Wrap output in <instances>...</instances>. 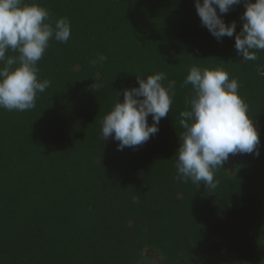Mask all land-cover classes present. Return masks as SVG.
Instances as JSON below:
<instances>
[{
    "label": "trees",
    "instance_id": "1",
    "mask_svg": "<svg viewBox=\"0 0 264 264\" xmlns=\"http://www.w3.org/2000/svg\"><path fill=\"white\" fill-rule=\"evenodd\" d=\"M36 2L71 35L38 61L50 86L35 107L0 108V264H264V51L239 57L235 34L213 37L194 0ZM243 11L241 0L222 14L236 33ZM192 66L239 82L260 137L258 156L215 170L214 189L175 178ZM156 72L176 82L171 109L147 142L119 151L101 121L136 75Z\"/></svg>",
    "mask_w": 264,
    "mask_h": 264
},
{
    "label": "clouds",
    "instance_id": "2",
    "mask_svg": "<svg viewBox=\"0 0 264 264\" xmlns=\"http://www.w3.org/2000/svg\"><path fill=\"white\" fill-rule=\"evenodd\" d=\"M240 3L241 0H194L201 24L213 37L219 41L235 34L234 47L239 57L256 61L257 50L264 51V0H244L242 28L236 33V22L226 23L222 14ZM70 35L69 19L59 18L53 23L48 9L36 0H0V108L26 111L35 107L37 93L50 86L49 80L38 79L37 63L51 39L66 43ZM9 52L18 54L8 55ZM106 59L99 55L91 63ZM136 76L138 86L125 88L123 100L118 99L101 121L103 139L116 140L119 151L138 147L154 136L175 96L176 82L164 72ZM183 84H190L192 93L185 98L186 108L180 112L179 124L184 131L175 153V178L214 189L218 185L215 170L230 154H260L259 133L248 115L247 103L239 95V82L230 79L225 69L192 66ZM102 87L97 83L95 91L100 92Z\"/></svg>",
    "mask_w": 264,
    "mask_h": 264
},
{
    "label": "rangeland",
    "instance_id": "3",
    "mask_svg": "<svg viewBox=\"0 0 264 264\" xmlns=\"http://www.w3.org/2000/svg\"><path fill=\"white\" fill-rule=\"evenodd\" d=\"M152 256H153L154 258H157V259L159 258L157 254H154V255H152ZM154 258H152V259H154ZM155 260H156V259H155Z\"/></svg>",
    "mask_w": 264,
    "mask_h": 264
},
{
    "label": "water",
    "instance_id": "4",
    "mask_svg": "<svg viewBox=\"0 0 264 264\" xmlns=\"http://www.w3.org/2000/svg\"><path fill=\"white\" fill-rule=\"evenodd\" d=\"M261 72L264 73V68L261 69Z\"/></svg>",
    "mask_w": 264,
    "mask_h": 264
}]
</instances>
